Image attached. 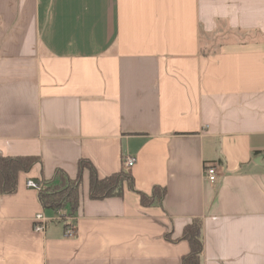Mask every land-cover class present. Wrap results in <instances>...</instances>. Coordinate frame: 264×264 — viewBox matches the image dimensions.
I'll use <instances>...</instances> for the list:
<instances>
[{"label": "crops", "instance_id": "1", "mask_svg": "<svg viewBox=\"0 0 264 264\" xmlns=\"http://www.w3.org/2000/svg\"><path fill=\"white\" fill-rule=\"evenodd\" d=\"M0 156L39 157L0 194V264H182L194 220L202 264H264V0H0ZM83 159L134 189L91 199L84 170L69 215L26 186Z\"/></svg>", "mask_w": 264, "mask_h": 264}, {"label": "trees", "instance_id": "2", "mask_svg": "<svg viewBox=\"0 0 264 264\" xmlns=\"http://www.w3.org/2000/svg\"><path fill=\"white\" fill-rule=\"evenodd\" d=\"M39 161L37 156H0V194H13L17 191L18 177L21 172H29ZM84 170L89 171V196L100 200L109 197L122 196L125 185L134 189V179L128 171L121 170L109 176L100 177L96 167L89 160H81L76 178H71L63 170H56L50 180L37 181L42 185L39 197L44 208L62 211L68 207L69 215L77 212L81 200V185ZM141 202L150 206L154 202H161L166 189L156 187L151 195L139 192ZM63 216V214H62ZM64 217V216H63ZM67 226V225H66ZM183 238L190 243L191 250L182 259V264H202L203 250L202 221L194 220L185 228Z\"/></svg>", "mask_w": 264, "mask_h": 264}, {"label": "built area", "instance_id": "3", "mask_svg": "<svg viewBox=\"0 0 264 264\" xmlns=\"http://www.w3.org/2000/svg\"><path fill=\"white\" fill-rule=\"evenodd\" d=\"M136 163V157L133 156H126L124 159V166L126 170L131 169ZM205 176L206 178L210 181V182H215L218 179V170H217V166L212 165V166H208L205 168ZM26 186L29 188H34L37 190H41L42 189V185H40L37 181L32 180V179H28L26 181ZM58 219L60 220H65V217H63L62 215L58 216ZM36 221L38 222L35 225L36 230H44L45 229V222H46V218L43 216V214H38L36 217ZM76 234V229L75 226L73 224H69L66 227V235L68 237H72Z\"/></svg>", "mask_w": 264, "mask_h": 264}]
</instances>
